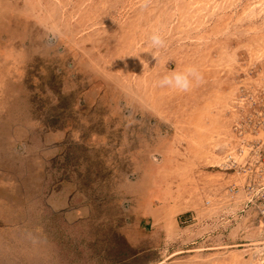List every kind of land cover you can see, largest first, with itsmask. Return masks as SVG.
<instances>
[{
  "label": "rangeland",
  "instance_id": "1",
  "mask_svg": "<svg viewBox=\"0 0 264 264\" xmlns=\"http://www.w3.org/2000/svg\"><path fill=\"white\" fill-rule=\"evenodd\" d=\"M189 66L188 92L159 86ZM0 79V264H259L226 190L256 140L235 126L262 97L264 0H0Z\"/></svg>",
  "mask_w": 264,
  "mask_h": 264
},
{
  "label": "built area",
  "instance_id": "2",
  "mask_svg": "<svg viewBox=\"0 0 264 264\" xmlns=\"http://www.w3.org/2000/svg\"><path fill=\"white\" fill-rule=\"evenodd\" d=\"M261 95L251 115L235 126L238 132L249 129L256 140L251 143L250 152L244 162L237 164L232 159L228 161L231 164L227 168H234V172L244 175V183L241 189L231 186L227 188V202L230 205L237 204L238 208L226 215L230 217L227 220L229 224L235 220L251 217V224L257 229L261 240L248 248L246 255L256 258L259 264H264V86ZM239 192L242 195L241 200L235 202L238 200ZM216 222L221 225L225 223L220 216L216 218ZM182 223L188 226L195 225V216L190 214Z\"/></svg>",
  "mask_w": 264,
  "mask_h": 264
},
{
  "label": "clouds",
  "instance_id": "3",
  "mask_svg": "<svg viewBox=\"0 0 264 264\" xmlns=\"http://www.w3.org/2000/svg\"><path fill=\"white\" fill-rule=\"evenodd\" d=\"M147 40L150 43V48L142 52H151L157 61V56L152 49L165 47V39L158 31H153L148 35ZM202 79L198 70L195 67L189 66L183 70L166 71L159 81V86L167 87L178 92H188L196 84L202 82Z\"/></svg>",
  "mask_w": 264,
  "mask_h": 264
},
{
  "label": "crops",
  "instance_id": "4",
  "mask_svg": "<svg viewBox=\"0 0 264 264\" xmlns=\"http://www.w3.org/2000/svg\"><path fill=\"white\" fill-rule=\"evenodd\" d=\"M145 210H142L143 212H142V214H141V217H146V221H144V222H147L148 221V218H153V216H152V212H150L151 210H152V208L151 207H146V208H144ZM186 212V211H185ZM184 212V213H185ZM141 217H139V219H141ZM181 217L182 216H179L178 218H179V220H181ZM183 218H186V213L184 214V216H183ZM166 235H167V233L165 232V239H166ZM165 245H167L166 244V240H165ZM213 247H210V249H212Z\"/></svg>",
  "mask_w": 264,
  "mask_h": 264
},
{
  "label": "bare ground",
  "instance_id": "5",
  "mask_svg": "<svg viewBox=\"0 0 264 264\" xmlns=\"http://www.w3.org/2000/svg\"><path fill=\"white\" fill-rule=\"evenodd\" d=\"M4 48V52H5V54L6 55H4L5 57L3 58V59H8L9 57H8V53H9V50H8V48H9V44H8V41H6V44H5V46L3 47ZM2 61H4V60H2ZM8 61V60H7ZM7 61H6V63H7ZM0 82H1V79H0Z\"/></svg>",
  "mask_w": 264,
  "mask_h": 264
}]
</instances>
